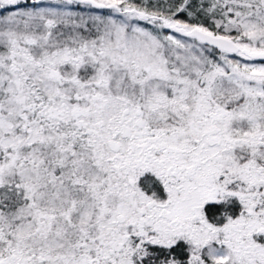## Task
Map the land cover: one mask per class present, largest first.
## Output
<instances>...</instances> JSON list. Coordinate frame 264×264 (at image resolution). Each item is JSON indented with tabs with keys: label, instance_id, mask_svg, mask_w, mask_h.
<instances>
[{
	"label": "snow or ice",
	"instance_id": "6c2138e0",
	"mask_svg": "<svg viewBox=\"0 0 264 264\" xmlns=\"http://www.w3.org/2000/svg\"><path fill=\"white\" fill-rule=\"evenodd\" d=\"M0 264H264V0H0Z\"/></svg>",
	"mask_w": 264,
	"mask_h": 264
}]
</instances>
